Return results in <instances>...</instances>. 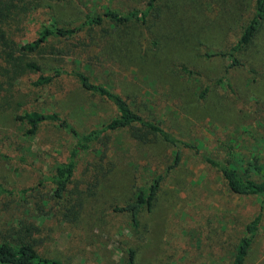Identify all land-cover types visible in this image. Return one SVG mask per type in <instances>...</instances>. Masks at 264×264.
<instances>
[{
    "label": "rangeland",
    "instance_id": "rangeland-1",
    "mask_svg": "<svg viewBox=\"0 0 264 264\" xmlns=\"http://www.w3.org/2000/svg\"><path fill=\"white\" fill-rule=\"evenodd\" d=\"M250 1L201 0L195 4L193 9L209 19L205 32L197 38L212 48L227 44L247 18ZM145 2L44 0L34 12L37 20L33 25L37 29L53 18L59 25H72L86 14L102 13L105 7L127 10ZM225 8L233 12L224 16ZM196 36L189 32L159 51L161 63L152 81H146L141 72L136 76L135 67L126 70L116 61L98 64L92 60L94 72L89 68L99 80L113 83L117 91L135 96L142 115L163 120L174 134L200 139L205 148L222 156L226 155V143L234 139V144L239 143V158L249 161L259 157L264 161V26L244 57L255 72L232 71L235 92H229L223 83L214 84L203 101L198 98L199 91L222 75L224 60L201 55ZM94 51L92 47L89 52ZM39 60L47 70L57 63L72 66L74 56L65 57L63 62ZM169 60L188 64L194 73L182 76L169 71L165 68ZM20 87L21 106L16 111H56L81 132L116 115L109 102L83 90L73 79L44 87L22 82ZM27 127L14 120L11 111L0 119V150L11 156L0 158V181L10 189L35 184L40 172L52 171L63 162L72 144V136L53 124L41 125L33 136L25 134ZM110 135L106 160L113 166L86 203L80 219L67 222L49 215L35 217L45 229L44 241L39 244L41 253L65 264H124L126 249L134 247L137 264H229L244 224L258 211V198L231 192L216 170L185 150L180 165L162 181L153 207L141 210L139 225L133 228L128 213L111 208L124 204L136 186H147L157 172L163 171L171 161L172 147L161 140L139 143L126 130H114ZM82 155L76 171L79 179L92 158L90 154ZM13 204L0 206V229L23 216L21 207ZM244 264H264V209Z\"/></svg>",
    "mask_w": 264,
    "mask_h": 264
},
{
    "label": "trees",
    "instance_id": "trees-1",
    "mask_svg": "<svg viewBox=\"0 0 264 264\" xmlns=\"http://www.w3.org/2000/svg\"><path fill=\"white\" fill-rule=\"evenodd\" d=\"M200 1L146 0L145 4L127 10L105 7L102 13L86 14L72 25H59L53 18L51 23L39 24L40 28L36 29L34 12L42 7L44 0H0V119L11 111L14 120L28 125L27 136L35 135L41 125L47 123L72 136V144L63 162L55 165L52 171L40 172L35 184L10 189L0 181V206L14 203L23 211V216L15 217L0 229V264H65L39 250L45 229L35 217L49 215L67 222L80 219L86 203L98 192L99 185L111 171L113 162L109 164L106 160L110 152V133L119 129L128 131L129 136L139 143L161 140L172 147V151L171 161L163 171L157 172L147 186H136L134 194L124 204L114 205L111 209L128 213L133 228L138 227L141 210L153 207L162 181L180 165L184 151L189 150L210 169L216 170L231 192L243 197L255 196L259 200L258 211L244 224V232L233 249L229 264L245 263L261 226L264 161L255 156L249 161L239 158V143L234 144V139L226 143V155L222 156L205 148L200 139L174 134L163 120L142 115L135 96L127 91H117L111 82L99 80L90 67L92 60L98 64L116 61L126 70L135 67V75L141 72L146 81L155 80L157 65L161 63V49L174 45L178 37L183 38L189 32L195 36L205 32L208 17L193 9ZM236 1L244 3V0ZM248 7L249 14L240 22V29L222 47H208L196 36L201 55L224 60L222 75L199 91L200 101L205 99L214 84L223 83L229 92H235L232 71L248 69L255 72L244 57L254 47L264 26V0H251ZM222 10L224 16L233 12L227 8ZM92 47L96 51L90 53ZM72 56V66L57 63L47 70L39 60L48 58L63 62L65 57ZM165 68L182 76L194 73L191 66L177 60L167 61ZM65 79H73L83 90L109 102L116 115L81 132L56 111L15 110L21 106L22 82L44 87ZM82 154H90L92 158L84 167L85 175L79 179L76 171ZM8 156L9 153L0 150V158ZM10 194L13 196L7 197ZM136 253L134 247H128L124 264H137Z\"/></svg>",
    "mask_w": 264,
    "mask_h": 264
}]
</instances>
